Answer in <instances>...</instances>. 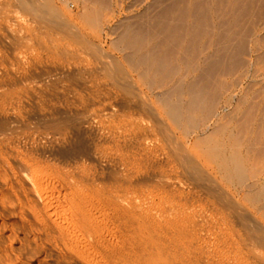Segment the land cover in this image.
<instances>
[{
  "label": "rangeland",
  "instance_id": "rangeland-1",
  "mask_svg": "<svg viewBox=\"0 0 264 264\" xmlns=\"http://www.w3.org/2000/svg\"><path fill=\"white\" fill-rule=\"evenodd\" d=\"M31 1L0 0V264H264V0Z\"/></svg>",
  "mask_w": 264,
  "mask_h": 264
},
{
  "label": "bare ground",
  "instance_id": "bare-ground-1",
  "mask_svg": "<svg viewBox=\"0 0 264 264\" xmlns=\"http://www.w3.org/2000/svg\"><path fill=\"white\" fill-rule=\"evenodd\" d=\"M32 1H33V0H32ZM32 1H31L30 3H32ZM34 1H38V2H40V3H44V4H46V7H45V8H46L47 12L56 13V10L54 9L55 7H54V6L52 7V6L50 5V1H51V0H34ZM18 2H19V1H18ZM24 3H25V2H24ZM24 3H22V4H24ZM30 3H29V4H30ZM24 6H25V5H24ZM29 6H30V5H29ZM38 6H39V4H38ZM42 6H43V5H42ZM32 7H33V6H32ZM32 7L30 8V10L33 9ZM34 10H36V7H35ZM42 10H44V9H42Z\"/></svg>",
  "mask_w": 264,
  "mask_h": 264
},
{
  "label": "built area",
  "instance_id": "built-area-1",
  "mask_svg": "<svg viewBox=\"0 0 264 264\" xmlns=\"http://www.w3.org/2000/svg\"><path fill=\"white\" fill-rule=\"evenodd\" d=\"M58 2L60 3H64L66 4L67 6H70V7H73L74 6V3L72 0H57Z\"/></svg>",
  "mask_w": 264,
  "mask_h": 264
}]
</instances>
